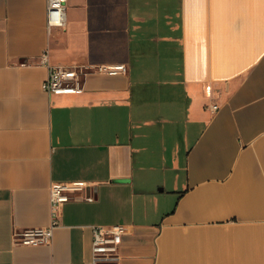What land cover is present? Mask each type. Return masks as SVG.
Wrapping results in <instances>:
<instances>
[{
    "label": "crops",
    "instance_id": "1",
    "mask_svg": "<svg viewBox=\"0 0 264 264\" xmlns=\"http://www.w3.org/2000/svg\"><path fill=\"white\" fill-rule=\"evenodd\" d=\"M44 53L80 92L43 90ZM78 181L51 244L15 242ZM116 224L100 264H264V0H69L54 28L0 0V264H89Z\"/></svg>",
    "mask_w": 264,
    "mask_h": 264
},
{
    "label": "built area",
    "instance_id": "2",
    "mask_svg": "<svg viewBox=\"0 0 264 264\" xmlns=\"http://www.w3.org/2000/svg\"><path fill=\"white\" fill-rule=\"evenodd\" d=\"M69 0H46V23L48 28L66 25V10ZM41 63L49 67V75L43 82V90L49 95H73L82 90L78 73L64 66H53L48 62V53L42 55ZM123 67V66H117ZM116 67H99L100 71L113 72ZM212 111L218 104L210 106ZM93 186L86 181L71 183L54 182L50 188V223L44 227H28L14 231L17 243L30 246L51 244L54 231L61 224L63 206L72 200L93 201ZM128 227L121 224L93 226L92 260L89 264L113 262L119 259V247Z\"/></svg>",
    "mask_w": 264,
    "mask_h": 264
}]
</instances>
